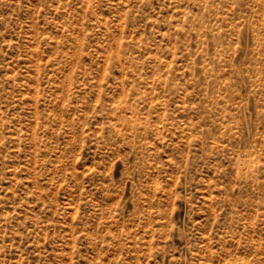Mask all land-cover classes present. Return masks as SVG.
Returning a JSON list of instances; mask_svg holds the SVG:
<instances>
[{"label":"rangeland","instance_id":"1","mask_svg":"<svg viewBox=\"0 0 264 264\" xmlns=\"http://www.w3.org/2000/svg\"><path fill=\"white\" fill-rule=\"evenodd\" d=\"M0 264H264V0H0Z\"/></svg>","mask_w":264,"mask_h":264}]
</instances>
